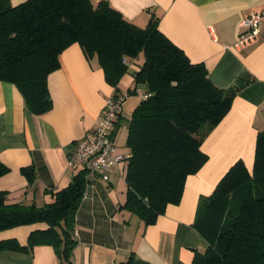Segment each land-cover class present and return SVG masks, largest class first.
<instances>
[{"label":"trees","instance_id":"1","mask_svg":"<svg viewBox=\"0 0 264 264\" xmlns=\"http://www.w3.org/2000/svg\"><path fill=\"white\" fill-rule=\"evenodd\" d=\"M158 21L152 15L138 27L105 0H26L17 5L0 0V81L17 88L25 110L33 115L51 109L47 77L73 43L87 60L96 59L105 82L115 89L128 65L137 67L132 72L134 88H141L145 97L127 121V189L121 207L145 226L154 224L167 205L180 202L187 176L207 161L203 140L248 83L238 79L225 90L214 85L205 65L192 63L160 31ZM8 170L0 162V176ZM21 171L31 183L33 167ZM86 175L85 169L75 173L40 207L8 203L0 190V232L46 224L31 231L25 245L14 238L0 239V251L28 252L50 245L61 262H69ZM193 227L208 247L194 251L192 264H264V130L256 135L251 170L242 160L231 165L212 193L200 199ZM119 264L149 263L131 253Z\"/></svg>","mask_w":264,"mask_h":264},{"label":"crops","instance_id":"2","mask_svg":"<svg viewBox=\"0 0 264 264\" xmlns=\"http://www.w3.org/2000/svg\"><path fill=\"white\" fill-rule=\"evenodd\" d=\"M24 1L9 0L11 5ZM105 1L138 27H144L152 15L158 17L160 31L192 63L204 64L217 87L228 89L238 79L248 83L237 91L229 111L203 140L207 161L187 176L180 202L167 205L154 224L145 226L121 207L127 189L126 126L143 92L134 88L136 66L128 67L115 89L105 82L96 59L87 60L80 46L71 44L59 55V68L47 77L52 107L42 115L27 112L17 88L0 81V162L9 169L0 176V190L6 192L8 203L38 207L82 169L68 168L66 158L100 120L104 100L115 91L128 94L113 133L115 153L124 160L111 166L108 180L86 171L69 262H61L52 246L37 245L28 252L0 251V264H119L131 253L149 264H192L194 251L208 247L193 227L200 199L212 193L236 161L252 168L256 135L264 130V22L251 43L238 48L233 44L249 12H260L264 19V0ZM29 166L34 169L31 183L21 171ZM45 228L43 222L21 225L1 231L0 239L14 238L25 245L31 231Z\"/></svg>","mask_w":264,"mask_h":264},{"label":"built area","instance_id":"3","mask_svg":"<svg viewBox=\"0 0 264 264\" xmlns=\"http://www.w3.org/2000/svg\"><path fill=\"white\" fill-rule=\"evenodd\" d=\"M264 19L262 14L251 11L242 19L240 25L244 28L235 40V48L251 43L260 33ZM126 63V60L123 59ZM130 66V65H128ZM126 92H114L104 100L101 117L92 131L87 132L75 144L66 158L68 168H82L87 172L100 174L101 179L108 180V171L113 164L124 160V156L115 153L113 141L114 125L127 97ZM144 98L143 93H139Z\"/></svg>","mask_w":264,"mask_h":264}]
</instances>
